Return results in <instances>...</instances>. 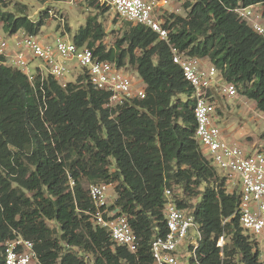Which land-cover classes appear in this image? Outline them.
<instances>
[{
	"label": "trees",
	"instance_id": "obj_1",
	"mask_svg": "<svg viewBox=\"0 0 264 264\" xmlns=\"http://www.w3.org/2000/svg\"><path fill=\"white\" fill-rule=\"evenodd\" d=\"M89 2L103 12L108 7ZM251 5H261L264 17V0L187 1V15L171 13L163 26L172 45L215 65L264 111V35L236 11ZM48 13L34 20L0 0V22L9 34H38ZM126 24L111 46L97 14L71 37L100 60L137 66L147 95L117 107L105 106L110 94L86 75L66 83L38 76L32 83L0 58V264L4 241L17 235L35 242L43 264H87L90 256L94 264H152V241L166 232L167 188L201 224L202 264H234L236 256L242 264H264L235 215L238 195L195 138L193 87L169 44L147 26ZM97 182L114 183L111 208L128 216L139 240L136 253L94 225L89 186ZM49 222L59 225L60 236Z\"/></svg>",
	"mask_w": 264,
	"mask_h": 264
},
{
	"label": "built area",
	"instance_id": "obj_2",
	"mask_svg": "<svg viewBox=\"0 0 264 264\" xmlns=\"http://www.w3.org/2000/svg\"><path fill=\"white\" fill-rule=\"evenodd\" d=\"M102 5L113 9L127 22L149 27L166 41L171 49L174 63L179 65L184 77L193 87L196 119L195 138L211 164L226 178L229 192H236L238 203L235 215L239 217L240 227L249 237L254 249L260 252L264 262V153L253 152L236 142L223 137L222 130L215 122L217 105L214 102L216 91L229 97H235L238 88L226 81L219 69L170 43L169 30L163 26L161 13L168 0H99ZM254 5L238 7L239 12L260 34L264 35L263 15L254 9ZM63 20V18H60ZM38 34L25 30L13 34L5 32L0 26V58L8 66L23 71L30 82L39 76L44 80L51 75L61 83L68 80L66 75L79 67L81 75L96 89L110 94L105 106L117 107L135 98L143 99L147 95L146 83L139 75L137 79L126 66L100 60L92 48L77 45L71 37L58 33L52 42L45 41ZM35 59L43 61L34 64ZM75 61L69 68L64 62ZM34 64L35 68L30 67ZM114 183L97 182L89 186V194L94 210L89 212L94 225L105 228L116 246H123L132 253L139 247L138 236L134 232L126 214L112 209L109 202L112 194L109 190ZM232 188V190H230ZM167 201L164 206L166 232L156 237L151 244L152 264H187L190 259L202 264L198 259L201 245V224L187 209L180 208L170 189L165 190ZM227 219H225V222ZM224 235L220 236L217 246L224 259ZM4 264H43L36 251L33 240L17 235L3 243Z\"/></svg>",
	"mask_w": 264,
	"mask_h": 264
},
{
	"label": "rangeland",
	"instance_id": "obj_3",
	"mask_svg": "<svg viewBox=\"0 0 264 264\" xmlns=\"http://www.w3.org/2000/svg\"><path fill=\"white\" fill-rule=\"evenodd\" d=\"M5 1L7 10L17 13L19 8H24L25 12L34 20H37L41 13L43 14L46 10H49L48 15L43 16L44 24L38 35L49 42H52L53 37L58 33H64L68 37H72L80 27L86 24L89 16L96 14L99 16V21L105 26L106 36L104 42L107 46L114 44L117 38H120L128 29L127 21L120 18L113 9L107 7L103 12L97 6L91 5L89 0H47L46 2L38 0ZM187 1L194 0H168L165 9H163L164 11H162L163 14L161 13L162 18L165 19L171 13L176 16H186L188 10L184 4ZM253 9L261 13L262 6L256 5ZM60 18H63V20ZM260 20L264 23V17ZM1 24L3 25V22H0L2 28ZM42 63V60L35 59L34 64L38 65ZM64 63L69 68H72L76 62L65 61ZM34 64L30 67L31 69L35 68ZM126 69L139 79L137 66L128 64ZM80 72V67L75 71L72 69L71 73L66 75L67 80L74 81ZM243 90L244 87H238V93L235 97H229L216 91L214 97V102L217 105L215 122L221 128L223 137L228 141L236 142L249 152L260 150L264 153V111L258 109L256 102L247 97L243 93ZM181 98L184 99L186 97L183 95ZM110 192L112 194L109 197V202L114 203L117 198V192L114 187L109 190ZM27 194L31 195L30 192ZM49 225L55 228L57 231L56 235L60 236L59 225L56 222H49ZM225 241L227 240L225 239ZM234 261V264H242L238 256L235 257ZM87 264H94L92 256L88 258ZM187 264L190 263L187 262Z\"/></svg>",
	"mask_w": 264,
	"mask_h": 264
}]
</instances>
